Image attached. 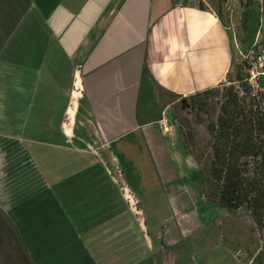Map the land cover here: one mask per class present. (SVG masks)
<instances>
[{
  "label": "crops",
  "instance_id": "0c3cea01",
  "mask_svg": "<svg viewBox=\"0 0 264 264\" xmlns=\"http://www.w3.org/2000/svg\"><path fill=\"white\" fill-rule=\"evenodd\" d=\"M234 58L217 13L181 0H0V215L26 264H173L159 236L194 250L185 264H250L218 225L193 241L224 215L157 125L221 87Z\"/></svg>",
  "mask_w": 264,
  "mask_h": 264
},
{
  "label": "rangeland",
  "instance_id": "374dc122",
  "mask_svg": "<svg viewBox=\"0 0 264 264\" xmlns=\"http://www.w3.org/2000/svg\"><path fill=\"white\" fill-rule=\"evenodd\" d=\"M181 2L184 5H201L215 11L229 28L235 49L231 77L221 87L212 94L181 100L167 113L162 114L157 124L160 135L171 143V147L179 155V160L186 165L191 164L187 172L195 170L199 173L200 188L196 187V191L201 194L202 201L211 206L213 211L224 215L219 219V224L209 226L193 241L196 245L208 241L212 235L209 229L213 227V231H216L218 225L217 240L227 245L234 258L243 259L244 263L249 261L250 264H264V210L254 213L247 204L238 210L221 207L217 202L219 187L212 177L213 146L219 142L221 117L226 118L228 127L233 124L237 126L235 130L241 135L242 141L246 135H251L252 127L255 143L261 145L264 152V39L259 38L260 26L264 35V0ZM88 140L92 144L88 149L96 152V143L92 141V137L89 136ZM102 157L107 166L106 176L112 180L116 178L121 186H125L124 171L109 154L108 149ZM246 161L251 172L249 175L253 177L252 172L258 170L261 158L255 160L250 157ZM124 186L121 187L123 195L126 193ZM125 204L129 207V213L134 211L132 203L126 200ZM137 205L135 203L134 206ZM124 210L125 206V219ZM156 239L155 256L159 259L164 256L173 264H185L194 254L192 249H169L163 236ZM160 242L163 248L159 246Z\"/></svg>",
  "mask_w": 264,
  "mask_h": 264
},
{
  "label": "trees",
  "instance_id": "16d2710c",
  "mask_svg": "<svg viewBox=\"0 0 264 264\" xmlns=\"http://www.w3.org/2000/svg\"><path fill=\"white\" fill-rule=\"evenodd\" d=\"M19 1L21 11L28 8V0ZM199 7L204 9L201 5ZM213 92L210 90L200 95ZM236 128L235 124L228 127L226 118H220L219 142L213 146L212 161V177L219 187L217 202L229 210H238L247 204L254 213H260L264 210V152L261 145L255 143L252 127L251 135H246L243 141ZM250 157L255 160L261 158L258 170L252 172L253 177L249 175L251 172L246 161Z\"/></svg>",
  "mask_w": 264,
  "mask_h": 264
},
{
  "label": "flooded vegetation",
  "instance_id": "af4514ba",
  "mask_svg": "<svg viewBox=\"0 0 264 264\" xmlns=\"http://www.w3.org/2000/svg\"><path fill=\"white\" fill-rule=\"evenodd\" d=\"M7 226L0 215V264H26L22 251L10 239Z\"/></svg>",
  "mask_w": 264,
  "mask_h": 264
},
{
  "label": "bare ground",
  "instance_id": "6f19581e",
  "mask_svg": "<svg viewBox=\"0 0 264 264\" xmlns=\"http://www.w3.org/2000/svg\"><path fill=\"white\" fill-rule=\"evenodd\" d=\"M80 86H81V85H80ZM80 86H79V87H80ZM75 96L77 97V94H75ZM74 103H75V102H74ZM70 116H71L72 118L74 117V110H72V109L70 110ZM72 122H73V121H72Z\"/></svg>",
  "mask_w": 264,
  "mask_h": 264
}]
</instances>
